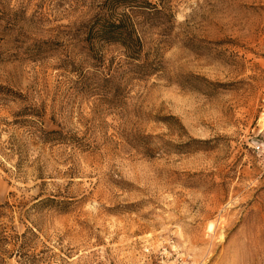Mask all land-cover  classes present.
Wrapping results in <instances>:
<instances>
[{
	"label": "rangeland",
	"instance_id": "1",
	"mask_svg": "<svg viewBox=\"0 0 264 264\" xmlns=\"http://www.w3.org/2000/svg\"><path fill=\"white\" fill-rule=\"evenodd\" d=\"M149 1L0 0V203L37 264H264V0Z\"/></svg>",
	"mask_w": 264,
	"mask_h": 264
},
{
	"label": "trees",
	"instance_id": "2",
	"mask_svg": "<svg viewBox=\"0 0 264 264\" xmlns=\"http://www.w3.org/2000/svg\"><path fill=\"white\" fill-rule=\"evenodd\" d=\"M108 6L117 7L120 5L138 7H151L154 4L149 0H109ZM88 32L109 43H118L131 52L133 59H139L142 40L131 25L123 19L113 18L106 15H95L89 23ZM139 64V63H137ZM40 202L36 201L33 206ZM13 203L5 200L0 203V264H7L11 258L19 263L37 264L39 258L34 247V239L37 236L32 228H26L19 232L15 230L13 216L10 214ZM21 220V218L19 219ZM27 232L30 235H27Z\"/></svg>",
	"mask_w": 264,
	"mask_h": 264
},
{
	"label": "built area",
	"instance_id": "3",
	"mask_svg": "<svg viewBox=\"0 0 264 264\" xmlns=\"http://www.w3.org/2000/svg\"><path fill=\"white\" fill-rule=\"evenodd\" d=\"M166 248H167L166 246H162V248L159 251V254L161 257L159 264H168V263L163 262V256L166 254V251H167ZM171 264H189V263L186 259H184L183 257L179 256V254L176 253L174 261Z\"/></svg>",
	"mask_w": 264,
	"mask_h": 264
}]
</instances>
